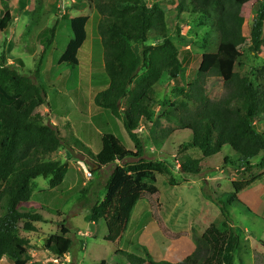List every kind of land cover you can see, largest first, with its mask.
<instances>
[{"label": "trees", "instance_id": "1", "mask_svg": "<svg viewBox=\"0 0 264 264\" xmlns=\"http://www.w3.org/2000/svg\"><path fill=\"white\" fill-rule=\"evenodd\" d=\"M10 2L1 0L4 13L10 12ZM75 3L78 4L77 1ZM85 3L95 13L96 19L86 15L67 20L72 38L58 63L68 68L77 67L81 50L90 37L89 28L95 26L103 47L109 86L95 95L94 104L122 121L135 151L128 150L115 135L105 133L101 138L102 149L95 154L73 133L64 138L58 129L44 122L38 112L48 103L42 67L55 42L57 25L51 28L50 37L44 41L29 75L20 71L24 69L21 58L8 64L6 56L1 55L0 261L5 258L13 264H30L33 261L30 254L32 239L28 236L37 233L36 224L48 222L42 214L23 211L21 206L35 199L42 205L46 203L36 197L38 193L33 182L38 178L51 180L53 190L61 187L68 166L49 162L46 158L62 147H69L92 164V176L116 162L131 158L139 160L112 173L105 186L103 200L92 208L90 215L94 224L105 222L111 225L117 249L115 255L124 257L127 264H236V253L242 246V239L232 226L227 205L240 202L239 196L249 190L255 180L234 182L233 192L222 195L225 200L219 203L222 220L213 223L201 237H194V253L179 263L155 261L147 249V258H141L124 251L121 245L131 224L136 198L148 200L152 217L161 226L163 224L156 187L158 165L143 158L145 144L139 132L142 124L152 125L151 138L158 149L162 148L168 136L159 137L156 132L161 120L192 133V138L180 151L197 149L203 158L182 162L180 172L184 175L199 176L203 162L220 155L226 147L239 155L240 161L233 162L227 157L225 165L252 170L254 161L260 157L264 161V131L258 128V125L264 126V67L261 71L248 67V55L261 53L264 45V0L246 3L243 0H173L176 23H180L183 17H189L191 21L205 20L221 46L246 50L247 55L241 56L244 60L239 64L242 77L226 82L227 95L216 101L207 96L205 87L209 76H220L221 62L228 59L227 54L218 52L209 73L202 72L193 81L184 83L188 59L181 58L175 41L177 31L173 35L169 13L160 2L149 5L147 0H85ZM26 5L27 0L21 2L20 9L25 10ZM247 7L253 11L249 37L244 35ZM10 22V16L4 14L0 18V26ZM164 81L174 83L172 93L175 99L157 115L155 107L160 102L156 91ZM164 171L172 184L171 172L166 168ZM131 193L134 203L121 210L119 199ZM128 207H131L129 211ZM162 231L169 240L189 235L187 232L173 233L166 228ZM72 247V239L64 234L52 235L44 242V249L60 259L70 253ZM101 264L108 263L103 261Z\"/></svg>", "mask_w": 264, "mask_h": 264}, {"label": "rangeland", "instance_id": "2", "mask_svg": "<svg viewBox=\"0 0 264 264\" xmlns=\"http://www.w3.org/2000/svg\"><path fill=\"white\" fill-rule=\"evenodd\" d=\"M23 2L25 0H22ZM30 0L29 11L22 14L19 0L11 1V11L3 15L10 16L11 22L0 26V56L5 55L8 64L21 58L24 69L16 66L21 73L29 75L33 72L36 60L41 54L44 41L50 37V30L57 25L54 44L44 60L42 67V82L48 94V103L38 109L44 122L58 129L64 138L73 133L79 140L98 154L102 149V135L113 134L130 151H135L134 144L129 139L121 120L112 116L109 111L102 110L94 104L95 95L109 86V79L104 70L103 47L95 26L89 28L90 37L81 50L79 65L68 68L59 65L61 56L65 53L72 32L67 20L80 16H92L95 13L85 3V0ZM149 5L160 2L165 12L169 13V25L173 35L177 31L176 44L185 63V79L193 81L200 73H209L217 60V53L227 54L228 59L221 62L220 76H209L206 83V93L211 100H221L227 95L226 82L242 77L240 62L246 56V50H234L221 46L214 32L208 28L205 20L191 21L189 17L176 23L175 4L173 0H147ZM249 2V0H243ZM84 8V10H80ZM249 7V6H248ZM246 8L245 37L250 36L253 11ZM67 18V19H66ZM176 27L177 30H176ZM138 52V47L135 48ZM249 68L261 71L264 67V45L261 53L249 54ZM173 82L164 81L157 87V99L160 104L155 107L158 115L175 96L172 91ZM155 127V126H154ZM70 128V129H69ZM152 125L142 124L141 139L145 144L146 161L158 165L157 184L159 191V216L162 226L152 217L151 203L148 200H135L130 227L122 242V249L141 258H147L144 253L148 245L159 260V255L167 247L163 236L165 228L173 233L188 232V238L179 241H169L168 259L179 262L195 251L194 237L199 238L213 224L222 220L220 206L222 195L233 192V183L255 180L253 186L243 192L240 202L227 205L230 220L236 233L242 239V246L236 253V264H264V161L260 157L254 161L252 170L239 169L224 164L225 158L239 163L240 157L228 147L214 158L205 160L202 173L199 176L184 175L180 172L182 162L200 160L202 153L197 149H189L181 153L180 148L192 138L189 131L180 130L174 123L161 120L157 125L159 137L168 135L161 149H158L151 138ZM264 131V126L258 125ZM168 131V132H167ZM49 162H61L68 166L64 183L57 190L50 186L51 180L38 178L33 182L37 199L44 200V206H36L33 202L24 204L21 209L26 212L40 213L48 223H38L37 233L28 236L32 239L30 264H56L58 257L44 249L45 240L52 235L70 237L73 241L71 253L76 258L83 259V264H127L126 259L115 255L116 246L113 242L111 225L105 222L94 224L90 220L91 210L105 195V186L112 173L127 165L137 163L138 159H128L124 162L104 168L99 174L91 173L92 164L69 147H62L46 158ZM166 168L172 174L173 183L165 176ZM38 187V188H37ZM40 190L49 192L39 193ZM136 195L139 196V193ZM137 196V197H138ZM134 200L133 193L119 199V207L124 210ZM38 201V200H37ZM134 203V202H133ZM133 205V204H132ZM132 207V206H131ZM131 207H128V211ZM123 221V220H122ZM79 232L83 239L78 237ZM25 236V234H23ZM163 239V243L158 240ZM144 239V240H143ZM140 243V244H139ZM139 244V246H138ZM84 248V252H80ZM184 249V253L181 250ZM192 249V250H190ZM59 259L58 264H80L75 257L65 261ZM0 264H13L4 260Z\"/></svg>", "mask_w": 264, "mask_h": 264}, {"label": "crops", "instance_id": "3", "mask_svg": "<svg viewBox=\"0 0 264 264\" xmlns=\"http://www.w3.org/2000/svg\"><path fill=\"white\" fill-rule=\"evenodd\" d=\"M12 1V0H11ZM31 1V0H30ZM54 1V0H53ZM74 3L76 2V0H72ZM21 2H23L22 0H19V3L21 4ZM25 2H26V0H25ZM31 2H33V1H31ZM11 3V2H10ZM34 3V2H33ZM175 6V9H176V5H174ZM11 7H12V5H11ZM19 8H20V6H19ZM29 9H30V3L29 2H27V5H26V8H25V10H23L22 11V14L23 15H25L26 14V11H29ZM1 10H2V8H1ZM80 10H84V8H81L80 7ZM11 11V10H10ZM70 19H72V18H70ZM70 42V41H69ZM239 200H240V197H239ZM33 202V201H32ZM31 202V203H32ZM33 204H35L36 206H43L41 203H39V202H33ZM188 233V232H187ZM163 234V233H162ZM83 234L81 233V232H79V234H78V237H80L81 239H83V236H82ZM190 235V234H189ZM188 235V236H189ZM164 236V235H163ZM188 236H184V237H181L180 239H178V240H169V239H167L166 237H164L167 241H166V244H164V246H166L167 247V249L164 251V252H162L160 255H159V260L156 258V256L154 255V252H152V250H151V248L148 246V245H145V244H143V243H139L140 245H142V246H145V248H144V253H145V249H147L148 250V252H149V254H150V256H152V258L155 260V261H168V262H171V263H179V262H181V261H179V262H174V261H171V259H168L167 257H168V255H169V249H168V243H169V241H172V242H174V241H179V240H181V239H184V238H188ZM144 240V239H143ZM158 240L160 241V242H162L163 243V239L162 238H159V236H158ZM139 244H138V246H139ZM190 250H192V249H190ZM184 249H182L181 250V253H184ZM80 252L82 253V252H84V248L82 249V250H80ZM194 253V252H193ZM192 253V254H193ZM30 254H31V251H30ZM191 254V255H192ZM75 257V259H76V261H81V263L80 264H83V259L81 260L80 258H76V256H74L71 252L70 253H68L66 256H65V258L69 261V260H71V257ZM190 256V255H189ZM188 256V257H189ZM4 260H7L6 258L5 259H3L2 261H4ZM185 260V259H184ZM2 261H0V262H2ZM183 261V260H182ZM32 263V262H31Z\"/></svg>", "mask_w": 264, "mask_h": 264}, {"label": "built area", "instance_id": "4", "mask_svg": "<svg viewBox=\"0 0 264 264\" xmlns=\"http://www.w3.org/2000/svg\"><path fill=\"white\" fill-rule=\"evenodd\" d=\"M91 175H92L91 173H88V172H87V176H88V177L91 178ZM65 261H67L66 258H65ZM59 262H60V261H59V259L57 258L56 261H55V263L58 264Z\"/></svg>", "mask_w": 264, "mask_h": 264}]
</instances>
